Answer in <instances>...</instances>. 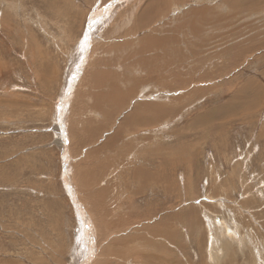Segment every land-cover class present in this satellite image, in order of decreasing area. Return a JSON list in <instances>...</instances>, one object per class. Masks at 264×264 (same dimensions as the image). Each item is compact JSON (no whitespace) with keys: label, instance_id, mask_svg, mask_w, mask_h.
<instances>
[{"label":"rangeland","instance_id":"rangeland-1","mask_svg":"<svg viewBox=\"0 0 264 264\" xmlns=\"http://www.w3.org/2000/svg\"><path fill=\"white\" fill-rule=\"evenodd\" d=\"M0 0V264H264V0Z\"/></svg>","mask_w":264,"mask_h":264},{"label":"crops","instance_id":"crops-1","mask_svg":"<svg viewBox=\"0 0 264 264\" xmlns=\"http://www.w3.org/2000/svg\"><path fill=\"white\" fill-rule=\"evenodd\" d=\"M246 0H243L242 2H245Z\"/></svg>","mask_w":264,"mask_h":264}]
</instances>
